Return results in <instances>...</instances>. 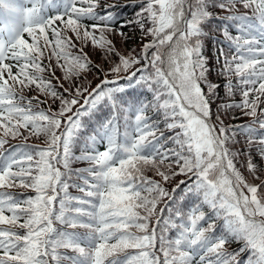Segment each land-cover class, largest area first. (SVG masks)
Wrapping results in <instances>:
<instances>
[{
    "label": "snow or ice",
    "instance_id": "obj_1",
    "mask_svg": "<svg viewBox=\"0 0 264 264\" xmlns=\"http://www.w3.org/2000/svg\"><path fill=\"white\" fill-rule=\"evenodd\" d=\"M0 264H264V0H0Z\"/></svg>",
    "mask_w": 264,
    "mask_h": 264
},
{
    "label": "trees",
    "instance_id": "obj_2",
    "mask_svg": "<svg viewBox=\"0 0 264 264\" xmlns=\"http://www.w3.org/2000/svg\"><path fill=\"white\" fill-rule=\"evenodd\" d=\"M72 191H75L74 189H72Z\"/></svg>",
    "mask_w": 264,
    "mask_h": 264
}]
</instances>
